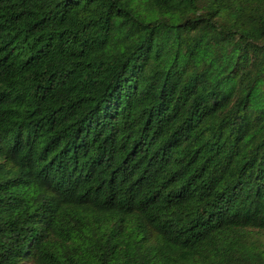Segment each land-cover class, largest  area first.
<instances>
[{
	"label": "trees",
	"instance_id": "16d2710c",
	"mask_svg": "<svg viewBox=\"0 0 264 264\" xmlns=\"http://www.w3.org/2000/svg\"><path fill=\"white\" fill-rule=\"evenodd\" d=\"M0 264H264V0H0Z\"/></svg>",
	"mask_w": 264,
	"mask_h": 264
}]
</instances>
